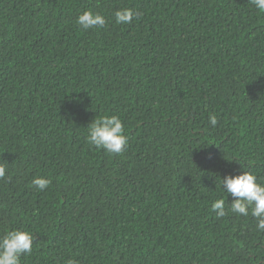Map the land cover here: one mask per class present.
<instances>
[{
	"label": "trees",
	"instance_id": "1",
	"mask_svg": "<svg viewBox=\"0 0 264 264\" xmlns=\"http://www.w3.org/2000/svg\"><path fill=\"white\" fill-rule=\"evenodd\" d=\"M0 264H264V0H0Z\"/></svg>",
	"mask_w": 264,
	"mask_h": 264
}]
</instances>
